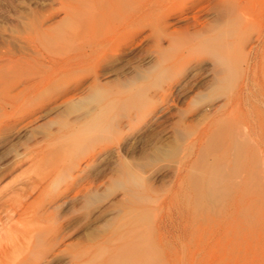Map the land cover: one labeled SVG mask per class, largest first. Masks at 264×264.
Wrapping results in <instances>:
<instances>
[{
    "label": "rangeland",
    "instance_id": "374dc122",
    "mask_svg": "<svg viewBox=\"0 0 264 264\" xmlns=\"http://www.w3.org/2000/svg\"><path fill=\"white\" fill-rule=\"evenodd\" d=\"M0 264H264V0H0Z\"/></svg>",
    "mask_w": 264,
    "mask_h": 264
}]
</instances>
